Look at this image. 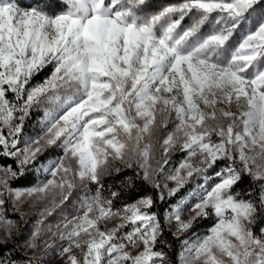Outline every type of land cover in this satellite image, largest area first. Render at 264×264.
Instances as JSON below:
<instances>
[{
    "label": "snow or ice",
    "instance_id": "6c2138e0",
    "mask_svg": "<svg viewBox=\"0 0 264 264\" xmlns=\"http://www.w3.org/2000/svg\"><path fill=\"white\" fill-rule=\"evenodd\" d=\"M56 2L0 0V158L15 164L0 165V264H20L8 210L23 220L25 204L39 211L23 264H47L55 239L65 264H264V0ZM133 161L155 194L116 208L128 184L105 195L102 176ZM29 171L43 179L14 187ZM77 191L76 213L49 223ZM197 219L212 224L174 259L165 232Z\"/></svg>",
    "mask_w": 264,
    "mask_h": 264
},
{
    "label": "trees",
    "instance_id": "16d2710c",
    "mask_svg": "<svg viewBox=\"0 0 264 264\" xmlns=\"http://www.w3.org/2000/svg\"><path fill=\"white\" fill-rule=\"evenodd\" d=\"M21 2L26 6L31 3V0H21ZM149 4L151 5L150 8L146 9V11H156L159 9V7L166 2H169V0H148ZM50 3L52 5L50 11L57 12L60 10L61 5H59L56 0H50ZM185 23H188L186 20ZM51 71V68H47L42 72L40 75H37L33 79V83H36L37 81L41 80L44 75H47L48 72ZM43 109H36L34 110L33 114L29 119L25 122L24 127V134L25 135H35L39 131V121L43 119L42 116ZM61 151L58 148H50L48 149L43 156L40 157L41 160L49 159V158H56L57 156L61 155ZM170 158L178 160L180 159V153L178 154L177 151L172 152L169 155ZM12 164L15 167L14 161L11 158H0V165H8ZM121 172L117 173L114 170L111 171L109 174H105L102 176V183L105 189L104 194L108 195L109 191H116L121 190L122 185L128 184V187L123 188V195L122 197L114 202V206L116 208L122 207L125 203H132L135 200L139 199L142 196L148 195V194H155L153 189L145 183L142 179H140L138 176H136V173L139 171V169L135 166V161H133V167L132 168H126L121 165ZM39 175L40 179H43V175L36 173L34 171H29L25 178H21L17 180L14 183V187L17 188H25L30 187L34 183L37 182V176ZM129 178H132L133 182L129 181ZM202 178L194 179L191 183L186 185L185 189L181 190L180 195H183L191 188L195 187L196 183L200 182ZM247 183V180L244 182ZM96 186H91L92 190L94 191ZM244 184L240 185V188H243ZM91 194V193H90ZM162 210V209H161ZM52 217L49 218L51 220ZM212 224L211 220H204V219H197L192 228L187 232L183 233L182 235H179V239L174 237L171 232L166 231L164 238L168 241V243L171 245V248L168 249L170 253H172L173 258L175 259V254L179 252L180 245L184 239H188L203 230L209 228ZM259 225L257 226V228ZM25 235V234H24ZM15 241V239H14ZM20 242L19 239L16 238V243H18V247L16 249L15 254L13 255L14 259H17L20 261V264H23V260L26 258V254L23 252V250L20 248ZM13 241H11L8 245V247L13 246Z\"/></svg>",
    "mask_w": 264,
    "mask_h": 264
},
{
    "label": "rangeland",
    "instance_id": "374dc122",
    "mask_svg": "<svg viewBox=\"0 0 264 264\" xmlns=\"http://www.w3.org/2000/svg\"><path fill=\"white\" fill-rule=\"evenodd\" d=\"M178 152V151H177ZM180 153V159L176 160L170 158L169 156L167 157L168 159V163L163 165L164 170L170 171L171 169H173L174 167L178 166L180 161L183 159V153L178 152V154ZM153 154H154V158L155 160H159L161 159V152H160V144L157 142L156 138L153 139ZM155 160L153 162H155ZM170 186L171 183H170ZM83 193L81 191H77L76 193H74V195L70 198V200L68 202H66V204L63 206V211H57V213H55L52 216V219L49 220V223H57L59 222L64 216L67 217H71L72 215H74L76 213V208L78 207V203H77V197H82ZM193 203L195 202L194 200L192 201ZM75 205V207H74ZM39 211V207H29L28 204L22 205L21 207V212L24 213V219L20 220V215L19 213H13L11 211V208H9L8 210V216L11 219L17 220L19 221V231L16 233V238L19 239L21 241L24 242L28 236L30 235L31 229L33 228V225L35 224L36 219L38 218L37 213ZM192 215H194V213L190 212V211H185L184 214V219H188L189 217H191ZM118 222V221H117ZM175 225V222L173 221V227ZM114 226V222H110L108 224V227L111 228ZM206 230H203L202 232L188 238V239H196L197 236H202L206 233ZM25 234V235H24ZM183 233H180L178 235H182ZM4 235L3 232H0V237H2ZM47 239V237H46ZM14 241V239L12 240ZM23 242H20V248L23 250V252L27 255V256H31L32 252L31 250H25L22 245ZM66 245L65 241H60L59 239H55L53 241V247L51 249L47 250V254L46 255H42L41 259L46 261L47 264H65V257H60L59 256V247L60 245Z\"/></svg>",
    "mask_w": 264,
    "mask_h": 264
},
{
    "label": "built area",
    "instance_id": "2783aa9c",
    "mask_svg": "<svg viewBox=\"0 0 264 264\" xmlns=\"http://www.w3.org/2000/svg\"><path fill=\"white\" fill-rule=\"evenodd\" d=\"M24 222H25V219H24ZM13 243H14V244H17V243H16V239H15V241H13ZM25 256L27 257V255H25Z\"/></svg>",
    "mask_w": 264,
    "mask_h": 264
},
{
    "label": "bare ground",
    "instance_id": "6f19581e",
    "mask_svg": "<svg viewBox=\"0 0 264 264\" xmlns=\"http://www.w3.org/2000/svg\"><path fill=\"white\" fill-rule=\"evenodd\" d=\"M28 257V256H27Z\"/></svg>",
    "mask_w": 264,
    "mask_h": 264
}]
</instances>
